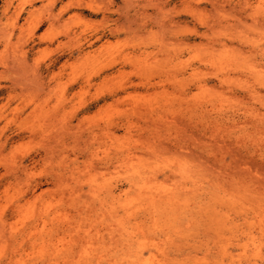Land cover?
I'll return each mask as SVG.
<instances>
[{
	"label": "rangeland",
	"instance_id": "obj_1",
	"mask_svg": "<svg viewBox=\"0 0 264 264\" xmlns=\"http://www.w3.org/2000/svg\"><path fill=\"white\" fill-rule=\"evenodd\" d=\"M126 1L0 0V259L16 247L11 226L24 222L39 219L41 237L60 224V246L107 234L108 217L87 207L89 187L108 179L128 189L143 171L175 187L174 172L201 161L230 185L222 189H237L234 177L264 190V123L255 122L264 119V0ZM203 95L215 96L202 110ZM116 148L133 162L120 152L127 163L115 168ZM201 223L192 237L213 231Z\"/></svg>",
	"mask_w": 264,
	"mask_h": 264
},
{
	"label": "bare ground",
	"instance_id": "obj_2",
	"mask_svg": "<svg viewBox=\"0 0 264 264\" xmlns=\"http://www.w3.org/2000/svg\"><path fill=\"white\" fill-rule=\"evenodd\" d=\"M55 3L56 2H53L52 5L50 4L52 10ZM80 5L83 6L82 3ZM63 12L64 11H61V13L59 14V20L63 15ZM55 20H58V17H55ZM221 61L229 62L224 60ZM221 61H219V63ZM215 62L216 63L212 62V65L216 64L217 66H215L218 68V70H222L218 67V61ZM224 64L223 70L225 72L226 65ZM236 64H238V66L240 65L237 62ZM219 65H221V63ZM231 65H234V62H232ZM235 68L237 69V67ZM214 70L216 72L217 69ZM229 72L230 71H228L226 74H228ZM217 74L218 72L216 73V76L218 77ZM222 76V79H224V75ZM218 78L220 79V77ZM225 79H228L227 81H229V78L227 76ZM203 84L198 82L200 88H208V85H206L205 87V84L204 86ZM1 88L2 86L0 85V89ZM254 90L250 89V92ZM247 93L249 94V91ZM255 93L257 92L255 91L254 95ZM203 96V98H201L203 100H207V102L201 104V98L198 99V103H200L199 106L201 105V109L202 107H206L208 103L210 105V102H213L214 104L212 98L215 95H206L209 97L212 96V98L210 99L211 101L208 100V97L205 99V95ZM220 101H223V99ZM196 103L194 104V107L198 108V103ZM225 104L228 105L227 103ZM211 106H208V108H211ZM208 108H205L207 110H204V112H208L210 110H208ZM167 110H170V108H167ZM193 111L195 113V109ZM218 111L219 110H217V113ZM211 112L208 113L210 114ZM219 113H221V110L219 111ZM200 114L202 113L200 112ZM202 115L201 117H203ZM240 115L242 116V114ZM216 119L218 120H214V122H218V125L214 124L216 125L215 127H224L223 124H219V122L221 123L223 120L220 121L219 118ZM257 119L262 120L264 123V119L260 118H256L255 122ZM227 120L229 121L231 119L229 118ZM251 121L253 122L254 120ZM234 123L238 124L236 121H234ZM210 124H213V122H209V124L207 123L205 124V126L203 124L202 128H200L201 126H197L201 131H204L205 129L207 130V126ZM239 125L241 126V124ZM227 127L228 126L226 124L224 128ZM241 127H243V125ZM236 128L241 129L237 126L235 127V129ZM230 129L231 128H227V130L225 131H228ZM257 143L255 144V147L259 149L258 144L260 145L261 143ZM261 145L264 146V144ZM115 150L116 151L113 153L114 155L111 153L113 155V163L115 168L124 166L127 162H122V156L124 155L123 158H125V156L129 155L128 151L130 150V148H128L127 150V155L126 153H122L124 151H117L118 148H116ZM120 152L123 154L122 156ZM261 153L262 150L260 154ZM130 158L131 156H127L125 159L129 161ZM130 161L133 162L132 158ZM200 162L199 164L202 165V163ZM199 164L197 165L195 163H185V165H182L181 167L178 165L180 169H177L178 171L174 172L175 175L174 173L173 175L175 176V178L176 176H180L179 178H181V181L177 180L175 187H172L173 185H169L171 188H168L166 186L168 183L166 184V180L164 181V179V183L161 184V178L159 180H156L160 182L159 184L157 182L156 184L154 183L153 180H155L157 176L154 175L155 169L151 170L153 169L152 167H150L151 169H149L148 171V177L150 178V170L151 172H153L152 175L156 177H153V180L151 177L150 181L147 180V175L145 176V173L142 171L143 169L141 167L144 166V168H146L145 165L147 166V164L141 166L140 164H138V167L136 164V168L133 167L135 166L134 163L131 164L133 170L141 168L142 173L140 171H136L137 176L140 175L141 179L136 178V176L132 173L127 174V176H134L131 177V181L128 180V182L130 181L131 183L128 189L118 186V182L116 183V185H114L113 182H111L112 180L110 182L108 181L110 179H108L107 182L105 181L104 183H99L101 185H98L94 189V186L89 187L90 189H92L94 202L93 199L91 200V202L89 201L88 203H92L93 206H88L87 209H92V212H94L95 214L103 212V216H105V219L103 218V221L108 217V222L106 221L105 223L107 234L105 232H102L101 234L100 229L102 228L100 227V229H98L97 224L96 229H98L100 232H98L99 234L97 239L94 238L92 234L91 236L89 234H78V237L70 235L71 238H68L69 242L67 243V239L65 238V245L60 246L59 244H62L61 240H63L57 234L58 232H60V228L58 227V225L60 226V224H57L58 228L53 227V233L49 232L48 236L42 235L41 237L39 236V219L34 220L35 222H33L32 220L33 223H28L29 225L27 224V222H24L25 224L23 223V226L20 228L11 226L10 239L15 242L16 247L11 255H9L5 259H0V264H264V197H261L264 193V190H261V188L263 187L261 185L255 187V179L251 180L248 183H243V181H236V179L233 177L232 184L235 186L237 185V189H233L230 187L226 188L227 190L230 189L227 191L226 189H224L225 187L223 189L222 187L229 184L223 182L220 183V180H218L219 178L216 175L217 178L214 179H216L219 184H222V187H219V184L214 183L210 178L212 176L214 177L215 172H212L213 175L211 176V174L209 175V173H211L209 171V168L206 167L209 171L208 173L207 170L199 166ZM204 164L202 166H204ZM129 166H126L125 168L128 169ZM172 166L173 165H171V168ZM171 168L169 167V169ZM129 169L128 172L132 170ZM213 170L215 171V169ZM123 173L125 174V172ZM127 176L125 174V177ZM159 177L160 176H158V178ZM164 177L166 178V176ZM227 177L228 179H230L229 176ZM135 178L136 181L134 180ZM168 178H170V176H168ZM146 180L150 183L146 182ZM152 181L153 183L151 184ZM178 181H180V183H177ZM123 182L124 181H122V183ZM171 183H173V181ZM241 186L243 187V192L241 190ZM90 189H88V191ZM217 189H220V192H217ZM231 189L235 190V192L233 191L229 193V191H232ZM236 190H239L240 194H236ZM86 197L88 196L86 195ZM249 199L253 200L250 201ZM87 200H89V198ZM83 203L85 205L86 202L84 201ZM90 209L89 212L91 211ZM121 209L125 215L120 214ZM80 211L84 210L81 209ZM44 214H47L46 211ZM44 214L40 215L42 220H44L45 218ZM205 218L209 219V224L210 226H212L209 229L212 228L213 231L210 230V233H206V231L203 232L206 234L197 233L196 236L192 237L193 235H191L190 229L194 224L201 226V222H205ZM6 222L7 221L2 220L4 228H6V226L8 225ZM97 222L99 223V221ZM146 222H148V233L145 232ZM66 223L68 224V221H66ZM63 224H65V222ZM70 224L71 223H69V225ZM206 224L207 223H205V225ZM205 225H203L204 228ZM67 228L68 227H66V229ZM187 232H190V234H188ZM64 233L66 234L65 230ZM69 234H67V236ZM96 234L94 232V235ZM40 238L41 241H39ZM55 241H59V244H55ZM170 244L172 246L174 245V250L177 253H171L170 249L168 248V245Z\"/></svg>",
	"mask_w": 264,
	"mask_h": 264
}]
</instances>
